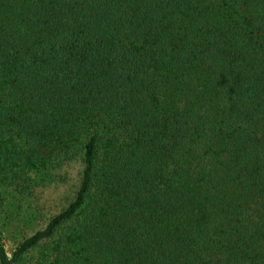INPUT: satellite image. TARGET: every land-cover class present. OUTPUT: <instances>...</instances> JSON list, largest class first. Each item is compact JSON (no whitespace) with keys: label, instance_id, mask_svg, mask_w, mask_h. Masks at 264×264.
I'll return each instance as SVG.
<instances>
[{"label":"trees","instance_id":"trees-1","mask_svg":"<svg viewBox=\"0 0 264 264\" xmlns=\"http://www.w3.org/2000/svg\"><path fill=\"white\" fill-rule=\"evenodd\" d=\"M71 164L0 264H264V0H0V185Z\"/></svg>","mask_w":264,"mask_h":264},{"label":"rangeland","instance_id":"rangeland-1","mask_svg":"<svg viewBox=\"0 0 264 264\" xmlns=\"http://www.w3.org/2000/svg\"><path fill=\"white\" fill-rule=\"evenodd\" d=\"M77 170V164L63 167L55 173L54 181L43 188H35L27 197L19 198V201L12 199L11 191L6 190L8 187L0 185V234L8 254L23 237L43 226L50 213L65 205L74 188ZM37 254L36 250H32L18 264H33Z\"/></svg>","mask_w":264,"mask_h":264}]
</instances>
